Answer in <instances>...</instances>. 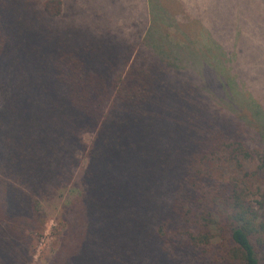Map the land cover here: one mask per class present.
Segmentation results:
<instances>
[{"label":"trees","instance_id":"1","mask_svg":"<svg viewBox=\"0 0 264 264\" xmlns=\"http://www.w3.org/2000/svg\"><path fill=\"white\" fill-rule=\"evenodd\" d=\"M233 1L179 0L183 21L204 26L207 47L170 59L152 41L165 39L153 27L145 40L142 31L97 36L59 24L62 0H0V73L4 59L13 61L0 202L19 209V236L38 225L34 198L70 185L87 161L85 194L64 210L52 264H264V99L244 72L227 71L219 60L225 42L215 38H233V65L261 70L246 43L264 26V0L234 8ZM147 2L154 26L156 15L180 18L163 0ZM187 57L225 78L228 107L189 76ZM5 235L0 230V264H27L17 233L9 242Z\"/></svg>","mask_w":264,"mask_h":264},{"label":"rangeland","instance_id":"2","mask_svg":"<svg viewBox=\"0 0 264 264\" xmlns=\"http://www.w3.org/2000/svg\"><path fill=\"white\" fill-rule=\"evenodd\" d=\"M42 2L46 0H40ZM64 5L65 13L61 17L59 24L63 25H71V26H85V28L92 29V33L97 36H101V33L104 35H115V37L126 36L127 32L132 33L135 31H142L143 36L142 39L145 40L146 36L152 35V27L155 29V37L159 40L164 37V43L160 40L154 41L159 49L164 53L167 57L175 58L184 55L187 51L186 47L192 50H197V53H201V51H205V47L203 44H200L201 41H204L202 27L197 26L196 24H192V22L183 21L182 7L179 4V0H163V2L167 5H172V8H168L172 11L175 9H179V19H176L175 15L168 17L162 15H156L154 18V23H152V18L150 17L148 2L147 0H62ZM185 2H190L192 4V0H184ZM243 0H235L233 1L234 6L243 5ZM249 4L252 3L248 1ZM247 3V2H246ZM253 4V3H252ZM251 5V4H250ZM244 6V5H243ZM228 9H226L227 11ZM191 11V10H190ZM232 12H230L231 14ZM191 12L187 13L185 11V15L191 16ZM217 18H221L217 15ZM151 19V20H150ZM257 19V17H256ZM184 25H181V24ZM48 26H52V22H49ZM125 27V28H124ZM230 26L229 24L224 25L217 21V26L215 28L222 29L224 33L228 31ZM124 28V30H123ZM226 30V31H225ZM246 30L249 31V27H246ZM90 33V32H89ZM128 33V34H129ZM150 34V35H149ZM220 34L217 32L215 38L220 37L223 42H225L226 56L219 57V52L214 51L213 48L210 51V54L218 55L219 60L221 62H228V70L232 71L231 66L234 68L237 67L239 69V74L243 75L244 80H247L251 83L254 93L261 98L264 99V26H254V30L250 35V38H247V43L250 46H254L255 59L254 61H258L259 63H255L259 65V68L262 66L261 70L253 69L252 67L244 68L241 70V65H233L231 62L232 59V41L234 33L229 36L232 38L229 40L225 39L224 35L219 36ZM15 37V36H14ZM223 38V39H222ZM153 39V38H152ZM156 40V39H155ZM206 46V45H205ZM207 47V46H206ZM153 50V49H152ZM235 51V50H234ZM201 54H199L200 57ZM228 57V58H227ZM211 58H214L211 56ZM189 60V61H188ZM194 59L192 57H187L185 59V64L183 66H189L190 69L188 74L194 79V81L199 85V87L208 93L215 96L213 101L218 99L217 103L225 107L229 106V103L232 98V92L227 85L225 78L223 76L217 74L215 69L211 68L208 65H204V68L196 70L193 67L191 62ZM216 63V58H214ZM248 60L244 59L242 65L248 66ZM190 62V63H189ZM195 62V60H194ZM13 61L10 58H6L3 61L1 69H4L3 72L0 73V132L4 130V115L3 112L6 110L5 105V92L8 89L7 79L11 78V66ZM254 64V63H253ZM182 65V64H181ZM247 71V72H246ZM200 72V73H199ZM247 74V77L245 75ZM240 96L242 98L247 99L248 93L240 89ZM218 105V106H219ZM247 111V109H245ZM242 110L241 112H245ZM249 114V112L247 111ZM3 115V116H2ZM2 135L0 134V139H2ZM93 139V135L87 134L83 136L84 144L89 146ZM87 161L84 159L81 167L76 170L75 178L72 183L68 186L60 187L55 190L52 194V191L48 197L45 198H34L32 201L33 211L34 207L39 215L38 225L31 224L30 227L26 228L24 231V237L19 236V232L21 231V224L17 223L20 219L21 213L16 205H1L0 202V230L5 233L7 242L10 241L9 232L15 231L17 235L20 237L21 248L25 250V255L27 257V264H52L57 253L59 252L60 244L62 241V231L60 229L61 221L64 217V210L68 205V202L72 200L80 199L84 196L85 190L83 189L80 178L83 173V169L86 167ZM32 205L30 207H32ZM19 215V216H16ZM16 216V217H15ZM14 218V219H13ZM15 222H14V221ZM15 224H14V223ZM11 234V233H10ZM1 248V246H0Z\"/></svg>","mask_w":264,"mask_h":264}]
</instances>
